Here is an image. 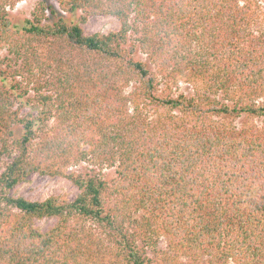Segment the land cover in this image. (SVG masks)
<instances>
[{"label": "trees", "instance_id": "obj_1", "mask_svg": "<svg viewBox=\"0 0 264 264\" xmlns=\"http://www.w3.org/2000/svg\"><path fill=\"white\" fill-rule=\"evenodd\" d=\"M19 1L0 0V264H159L160 240L179 264H264V0H55L117 18L106 34L43 0L13 24ZM34 172L78 192H11Z\"/></svg>", "mask_w": 264, "mask_h": 264}, {"label": "rangeland", "instance_id": "obj_2", "mask_svg": "<svg viewBox=\"0 0 264 264\" xmlns=\"http://www.w3.org/2000/svg\"><path fill=\"white\" fill-rule=\"evenodd\" d=\"M39 1L42 0H20L14 7L9 8L8 12L12 23L16 25H21L24 19L29 18L31 16L35 5ZM43 1H46L47 3L51 4L58 12H60L61 16L64 17L66 22L79 23L85 33L106 34L110 31L118 29L119 27L118 20L114 16L105 14H93L87 15L86 20L80 21V12H78L76 15L64 13L62 11H59L58 5L55 0ZM48 15L51 19L54 17L50 14ZM4 54L5 50H1L0 55ZM135 57L139 60L147 62L145 55H143L139 50L136 52ZM172 87L173 90L177 93L192 92L191 84L181 78H178V81L176 83H173ZM24 110H28V107H26ZM242 120H244V117L238 118L237 122L240 123ZM255 122L258 123L259 121ZM16 131L18 132L17 129ZM6 161L7 159L5 158L1 159L2 164ZM89 168L90 165L88 163L80 162L76 165H71L70 167H68L66 172L83 174L85 172H88ZM100 175L105 180H109L113 176V169L107 167L103 168L100 172ZM11 192L15 195H22L30 200H42L48 196H59L60 198H63L65 200H71L78 192V188L66 177L58 175L51 176L34 172L22 179L18 184H16L12 188ZM31 222L35 227L44 231L56 222V218L48 216L33 217L31 218ZM148 251L150 252V255L153 256V258L155 259V262L159 264H179L180 262H188V260H185L184 257H177L172 252L167 253V248L165 247L163 240L159 241L155 250ZM198 264L204 263L199 262Z\"/></svg>", "mask_w": 264, "mask_h": 264}]
</instances>
